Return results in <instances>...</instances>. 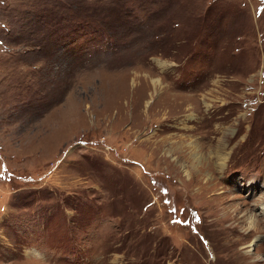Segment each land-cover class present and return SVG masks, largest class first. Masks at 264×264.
Returning a JSON list of instances; mask_svg holds the SVG:
<instances>
[{
	"label": "rangeland",
	"instance_id": "rangeland-1",
	"mask_svg": "<svg viewBox=\"0 0 264 264\" xmlns=\"http://www.w3.org/2000/svg\"><path fill=\"white\" fill-rule=\"evenodd\" d=\"M262 205L264 0H0V264H264Z\"/></svg>",
	"mask_w": 264,
	"mask_h": 264
},
{
	"label": "bare ground",
	"instance_id": "bare-ground-1",
	"mask_svg": "<svg viewBox=\"0 0 264 264\" xmlns=\"http://www.w3.org/2000/svg\"><path fill=\"white\" fill-rule=\"evenodd\" d=\"M151 84H153L152 86V88H153V92H156L157 91V89L156 88H158L157 86H159V79L158 78H152L151 80ZM194 150V149H193ZM195 154V153H194ZM193 154V155H194ZM192 155V154H191ZM196 156L198 155V153H196L195 154ZM215 199V198H214ZM218 199V198H217ZM262 209L264 208V205H262V207H261ZM249 220V219H248ZM247 220V221H248ZM258 222H256L255 223V219H253L252 218V220H250L249 222H248V224H247V227L248 228H255V225L257 224ZM251 244V243H250ZM250 244H248V246L247 247H249V245ZM225 247H228L229 245H224ZM231 253V255L233 256V262H234V264H261L260 263V261H258V260H256V261H254L255 259H248L249 258V255H253V253H251V252H249V249L246 251V252H244V251H239V249L238 250H234V251H231L230 252ZM246 259H248V260H250L249 262H246ZM236 261H237V263H236Z\"/></svg>",
	"mask_w": 264,
	"mask_h": 264
},
{
	"label": "snow or ice",
	"instance_id": "snow-or-ice-1",
	"mask_svg": "<svg viewBox=\"0 0 264 264\" xmlns=\"http://www.w3.org/2000/svg\"><path fill=\"white\" fill-rule=\"evenodd\" d=\"M173 211H175V210L173 209Z\"/></svg>",
	"mask_w": 264,
	"mask_h": 264
}]
</instances>
